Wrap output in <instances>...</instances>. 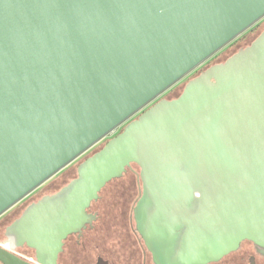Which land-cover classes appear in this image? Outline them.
Here are the masks:
<instances>
[{
  "label": "water",
  "instance_id": "water-1",
  "mask_svg": "<svg viewBox=\"0 0 264 264\" xmlns=\"http://www.w3.org/2000/svg\"><path fill=\"white\" fill-rule=\"evenodd\" d=\"M263 18L264 0H0V217L123 126L15 221L40 264L133 163L158 264L264 247V30L158 100Z\"/></svg>",
  "mask_w": 264,
  "mask_h": 264
},
{
  "label": "flooded vegetation",
  "instance_id": "flooded-vegetation-1",
  "mask_svg": "<svg viewBox=\"0 0 264 264\" xmlns=\"http://www.w3.org/2000/svg\"><path fill=\"white\" fill-rule=\"evenodd\" d=\"M263 22L264 18L162 94L158 100L169 98L174 89L183 86L200 69L210 64L220 63V57L228 48H233L230 46L235 41ZM122 127L106 139L116 135ZM38 194V192L31 193L0 217V246L34 264H40L37 252L19 238L14 223L30 204L37 201ZM121 214H124V217H103L99 211L90 214L91 221L87 222L81 231L71 233L64 240L63 250L58 256L57 264H158L150 244L138 229L136 218L131 212L125 211ZM118 231L121 233H117ZM209 264H264V247L251 240H244L236 250Z\"/></svg>",
  "mask_w": 264,
  "mask_h": 264
},
{
  "label": "trees",
  "instance_id": "trees-1",
  "mask_svg": "<svg viewBox=\"0 0 264 264\" xmlns=\"http://www.w3.org/2000/svg\"><path fill=\"white\" fill-rule=\"evenodd\" d=\"M264 27V22L261 23L260 25H258L255 29L251 30L248 34L242 36L240 39H238L237 41H235L234 44H232L230 47H233L232 49L228 48V50L220 57V63L225 61L228 57H230L231 55H233L234 53H236L237 51H239L240 49L242 48H245L247 46H249L257 37L258 35L264 30H261L260 29ZM218 62V61H217ZM212 66V64L200 69L198 71L197 74H195L194 76H197L198 74H200L201 72H203L204 70H206L208 67ZM193 76V77H194ZM192 78V77H191ZM186 82L184 83L183 86H181L180 88H177V89H174L172 92H171V95L169 96V99H172V98H176L178 97L184 86H185ZM122 130V128H121ZM120 130V131H121ZM107 139L104 140L100 145H98L97 147L93 148L91 151H89L86 155H84L82 158L78 159L74 164L68 166L67 168H65L63 171H61L59 174H57L51 181H49L46 185H47V189H49L52 194L58 192L61 188H63L65 185H67L71 180H73L75 177H77L78 173H77V169H78V165L83 161L85 160L87 157H89L90 155H92L93 153H95L96 151H98L100 148H102V146L106 143ZM133 165H136L138 166L137 164L133 163L131 164L130 166L127 167L126 171L124 172L123 175L119 176V177H116L114 178L113 180H111L109 183L106 184V186L100 191L99 193V197L98 199L94 200L90 206V208L88 209V213L89 214H92L94 212H92V207L94 206L95 203L99 202L102 200V193L104 191V189L110 185L112 182L122 178L126 172L129 170V169H133ZM139 168V172H136V177L138 179V183L140 185L139 187V190L138 191V195L136 197V200L134 201V204L133 206H131L128 211L131 212V214L135 217L134 215V208L139 200V198L141 197L142 195V179H141V176H140V167L138 166ZM43 196L42 193H39L37 196H36V200L38 201L39 199H41ZM123 210H121L122 212ZM127 211V210H126ZM127 211V212H128ZM122 216V214H121ZM115 217V216H114ZM11 222V220L9 221Z\"/></svg>",
  "mask_w": 264,
  "mask_h": 264
},
{
  "label": "rangeland",
  "instance_id": "rangeland-1",
  "mask_svg": "<svg viewBox=\"0 0 264 264\" xmlns=\"http://www.w3.org/2000/svg\"><path fill=\"white\" fill-rule=\"evenodd\" d=\"M263 29L264 27H262L260 31ZM75 162H73L72 164H74ZM132 167L133 169H129L122 178L112 182L104 189L102 193V200L94 204V206L92 207V212L99 211L103 217H124V214H122L121 216V213L125 212L126 210L128 211V209L133 206L134 201L136 200V197L138 195L137 190H139L140 187L138 179L136 177V172H139V168L136 165H133ZM47 183L42 185L33 193L38 192L42 193L45 196L51 195L52 192L47 189ZM121 210L123 211L121 212ZM124 232L125 231H122V233ZM117 233L121 232L118 231ZM1 238L4 239L3 236H1Z\"/></svg>",
  "mask_w": 264,
  "mask_h": 264
},
{
  "label": "crops",
  "instance_id": "crops-1",
  "mask_svg": "<svg viewBox=\"0 0 264 264\" xmlns=\"http://www.w3.org/2000/svg\"><path fill=\"white\" fill-rule=\"evenodd\" d=\"M119 129V128H118ZM77 161V160H76Z\"/></svg>",
  "mask_w": 264,
  "mask_h": 264
}]
</instances>
